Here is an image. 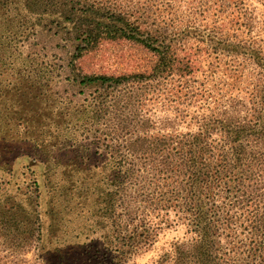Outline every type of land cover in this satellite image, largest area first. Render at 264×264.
<instances>
[{
	"label": "trees",
	"instance_id": "1",
	"mask_svg": "<svg viewBox=\"0 0 264 264\" xmlns=\"http://www.w3.org/2000/svg\"><path fill=\"white\" fill-rule=\"evenodd\" d=\"M84 1L0 0V193L23 196L17 210L32 213V237L58 264H129L155 242L150 213L165 211L191 237L157 264H264V38L251 35L253 18L220 34L209 76L222 77L199 80V51L181 56L121 14L96 13L118 3ZM45 34L70 36L76 51L100 35L133 40L157 62L149 75L67 68L55 83L24 47ZM21 156L34 164L18 180Z\"/></svg>",
	"mask_w": 264,
	"mask_h": 264
},
{
	"label": "rangeland",
	"instance_id": "2",
	"mask_svg": "<svg viewBox=\"0 0 264 264\" xmlns=\"http://www.w3.org/2000/svg\"><path fill=\"white\" fill-rule=\"evenodd\" d=\"M111 1L118 3V7H108L97 10L96 13L121 14L146 35L151 34L166 40L172 44L171 46L184 47L180 52L181 56L184 55L185 48L192 47L193 50L199 51L202 62V69L196 74L199 80H203L204 76H209L214 71L209 68L211 64L217 65V54L223 50L218 46L220 34L226 38L229 34L236 32L239 34L237 28L240 19L252 17L254 27L251 35L264 38V0H227L223 8L216 3L217 0ZM240 1L243 2L241 9L238 5ZM97 29L101 32L99 28ZM92 43L91 46H81L82 50L76 51L77 46H72L70 36L55 37L53 34H45L38 45L24 47L27 55L36 54L33 58L39 66L54 74L55 83L63 82L64 77L73 75V73L69 75L70 71L67 68L73 67L77 75L132 76L142 73L149 75L157 62L155 54L133 40L110 39L100 35ZM226 61L228 62L229 58H223L218 71L225 68ZM220 77L221 72L215 70V74L209 76V80H219ZM247 80V78L239 80L236 87L240 90L247 88ZM237 88L236 91L245 96ZM55 90L62 96L69 94L68 88L64 85L55 87ZM147 108L151 114H158L156 106ZM33 164L29 156L19 157L13 165V178L20 180L21 173ZM34 169L44 191L45 166L37 163ZM10 192L0 193V264H47L49 261L58 264L59 256L44 255L38 230L34 234L35 239L32 237L31 223L35 220L32 219V213L17 210L18 199H23V196L12 200L14 196L9 195ZM147 221L150 229L156 233L155 242L147 252L134 256L129 264H157L165 255H173L177 242L191 237L187 224L178 219L173 211L150 213ZM79 240L84 241L85 236H81Z\"/></svg>",
	"mask_w": 264,
	"mask_h": 264
}]
</instances>
